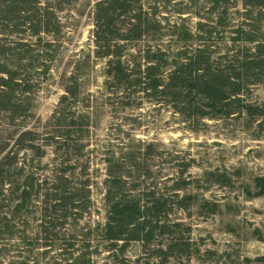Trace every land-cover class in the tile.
Instances as JSON below:
<instances>
[{
    "label": "trees",
    "instance_id": "16d2710c",
    "mask_svg": "<svg viewBox=\"0 0 264 264\" xmlns=\"http://www.w3.org/2000/svg\"><path fill=\"white\" fill-rule=\"evenodd\" d=\"M199 1L189 0L195 5ZM181 3V0H93L89 12L91 47L85 61L90 63V55H93L104 64L102 76L112 104H118L123 111L140 108L143 101L156 105L158 111L160 105L170 107L178 121L191 130H197L205 119L230 117L246 126H261L264 105L251 101L250 96L252 86L264 81V39L255 34L262 30L264 0L240 1L244 21L250 30L239 25L236 35H230L234 46L235 41L238 42L232 52L230 48H221L215 39L217 36L223 38L229 30L227 4L235 6L236 0H204L198 7L209 10V17L205 19L194 12L198 18V32L194 37L199 44L194 48L185 45L162 48L159 41L166 28L173 27V36L179 39L176 44H185L192 37L180 23L168 26L167 15H164L169 6ZM61 10V5L43 6L39 0H0V21L12 26L10 33L0 32L5 35L0 37V113H5L12 123L23 121L31 112L32 74L36 69L46 72L56 60V42L42 39L44 33L58 38L62 25L57 14ZM176 10L185 13L180 8ZM11 34L18 38L12 39ZM25 36L34 42L23 41ZM145 39V46L128 52L130 44ZM77 76L73 74L69 82ZM65 91L61 102H70L65 110L56 111L52 116L54 123L49 122L43 146H53L56 155L60 151L67 154L70 149L82 155V140L89 133L85 128L89 125V117L70 111L76 103V84L71 82ZM35 144L33 130L18 129L12 141L0 140V240L5 236L16 238L29 249L42 244L47 248L40 256L42 259L49 252H59L52 264L62 261L89 264L92 253L99 248L77 249L74 240L61 232L68 219L79 218L88 208L90 177L86 166L76 172L75 164L67 163L66 159L58 161L55 157L57 167L52 169L55 174L52 182L45 180L43 183L30 173L21 182L16 181L6 193L8 175L21 176L25 169L15 166L23 161L18 160L19 151L29 149L42 156L43 150ZM139 145L134 151L121 148L118 157L113 150L107 151L108 172L103 180L106 221L101 230L108 252L107 264H140V259L131 262L125 259L131 242L140 243L143 252L155 244L143 264H150L151 258H159L160 264H164L191 246L187 229L179 222H169V215L178 208L186 209L191 200L177 193L190 184L182 178L188 163L180 164L179 176L169 187L173 195H166L165 189L156 185L158 179L145 170L146 158L150 152H155L156 144L141 141ZM221 176L210 171L203 173L210 182L221 181ZM254 182L256 191H248V196L264 195V176L256 177ZM39 198L43 207L38 210L37 232L30 237L25 217ZM16 218H23L21 225L13 221ZM165 239L168 241L163 245ZM256 261L264 262V257H257Z\"/></svg>",
    "mask_w": 264,
    "mask_h": 264
},
{
    "label": "rangeland",
    "instance_id": "374dc122",
    "mask_svg": "<svg viewBox=\"0 0 264 264\" xmlns=\"http://www.w3.org/2000/svg\"><path fill=\"white\" fill-rule=\"evenodd\" d=\"M39 1L43 6L51 4L52 7H62L57 14L62 25L58 38L44 33L42 39L55 41L58 54L46 72L42 73L36 69L32 74L34 93H30L32 104L28 116L23 121L12 123L5 113H0V140L12 141L18 129L33 130L36 134L35 145L43 150V154L37 156L35 151L29 149L19 151L18 160L23 161H18L15 166H24L25 169L21 176L8 175L10 181L6 184V193L16 181L21 182L30 173L43 183L45 180L52 182L55 175L52 169L57 167L56 159H66L67 163L75 164L76 172L86 166V173L90 177L88 208L84 209L79 218L68 219L61 232L65 237L74 240L77 249L87 247L90 251L95 247L99 248L97 252L92 253L89 264H107L106 242L101 238V230L106 221L103 180L108 172L107 151L113 150L118 157L121 148L134 151L141 141H153L156 144L155 152H150L147 156L145 170L148 169L158 179L156 185L162 188L161 190L165 189L166 195H173L169 187L178 178L182 163H188L182 178L190 182L177 191L180 196L191 198L187 208L174 210L169 215V222H179L187 229L191 246L177 257H170L164 264H264L263 261H256L257 257H264V195L249 197L247 194L248 191H256L255 178L264 176V117L261 118L263 124L258 127L256 124L246 126L235 117H230L219 120L205 119V123L197 130H191L178 121L170 107L160 105L158 111L156 105L143 101L142 107L123 111L118 104H112L103 81L104 64L93 55H90V63L85 61L91 47L89 12L93 0ZM181 1L183 3L177 6H169L164 15H167L168 26L180 23L192 37L188 38L185 44H176L179 39L173 36V27L166 28L159 41V45L164 49H175L180 47L179 45L194 48L199 44L198 41L195 42L194 37L198 32V18L194 12L205 19L209 17V10L198 7L204 0H200L198 5L189 0ZM240 1L236 0L235 6L227 4L229 30L223 38L217 36L215 39L221 48H230L231 52L233 48L238 47V42L235 41L234 46L230 35H236L235 31L240 28L239 25H242V29L250 30L244 21V9ZM176 8L185 13L176 12ZM82 10L84 12L80 14ZM260 28L262 30L255 34L264 39V20ZM11 29L12 26H5V22L0 21V32L10 33ZM4 34H0V37L4 38ZM11 35L12 39L18 38L16 34ZM25 37L23 41L34 42L30 37ZM146 44V39L134 42L128 46V52H134ZM73 74L78 76L69 82ZM71 82L76 84L78 93L76 103L70 107V111L88 115L90 122L85 128L89 133L82 140V155L75 149H70L67 154L60 151L57 156L53 146H43L45 132L49 128V122L54 123V113L67 108L70 101L61 102L60 98L65 95L66 86ZM251 92L250 100L264 105V81L252 86ZM138 121L140 123H137ZM206 171L222 175L221 181L210 182L205 179L203 173ZM40 200L41 198L35 200V205L32 202L31 211L25 217L29 224L27 229L30 231V237L37 232L36 224L40 213L38 210L43 207ZM13 221L16 225H21L23 218ZM167 241L165 239L163 245H166ZM88 243L90 247L85 246ZM140 245L138 242H131L125 252V259L130 262L140 259V264H143L149 258L148 254L156 247L151 244L146 252H143ZM45 249L47 248L42 244L29 249L22 241L5 236L0 240V264H35L37 261L38 264L54 263L56 256L59 257L56 253L59 252H49L42 259L40 256ZM246 259H249V262ZM149 263L160 264V259L151 258ZM60 264L67 262L62 261Z\"/></svg>",
    "mask_w": 264,
    "mask_h": 264
}]
</instances>
